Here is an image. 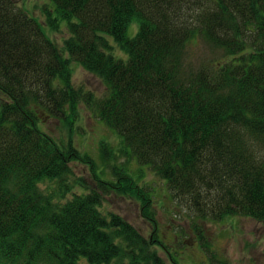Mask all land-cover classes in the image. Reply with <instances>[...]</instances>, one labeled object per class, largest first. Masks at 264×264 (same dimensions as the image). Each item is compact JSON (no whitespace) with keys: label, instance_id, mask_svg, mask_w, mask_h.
Instances as JSON below:
<instances>
[{"label":"trees","instance_id":"trees-1","mask_svg":"<svg viewBox=\"0 0 264 264\" xmlns=\"http://www.w3.org/2000/svg\"><path fill=\"white\" fill-rule=\"evenodd\" d=\"M49 1L39 22L17 0H0V264H178L175 253L159 255L155 233L150 240L99 208L102 193L131 195L154 232L147 190L124 170L115 182L100 178L71 140L40 129L41 114L72 126L81 99L193 218L263 221L264 0ZM60 22L61 47L45 33ZM108 36L126 58L109 53ZM196 36L221 48L222 62L185 67ZM72 61L102 80L98 100L70 85ZM75 159L95 187L72 191Z\"/></svg>","mask_w":264,"mask_h":264},{"label":"rangeland","instance_id":"rangeland-1","mask_svg":"<svg viewBox=\"0 0 264 264\" xmlns=\"http://www.w3.org/2000/svg\"><path fill=\"white\" fill-rule=\"evenodd\" d=\"M17 5L39 22L45 21L46 8L53 9V4L49 0H17ZM136 30L137 22L133 20L129 23L126 33L132 37ZM45 33L59 47L68 37L63 22H60L57 30L45 24ZM108 40L112 45L109 53L114 57L126 58V53L110 36ZM223 53L221 48L214 47L200 36H196L185 46L184 64L185 67L197 69L210 60L220 63L224 57ZM70 73V85L80 87L82 92H89L92 100H98L106 93L102 80L77 62H71ZM76 106L77 115L72 126L61 117L52 115L43 117L41 114L40 129L58 143L64 144L71 140L81 154H88L92 158L95 171L100 178L115 182L118 170L127 172L151 195L155 231L152 232L153 224L141 216L139 201L131 195L114 191L102 193L99 208L103 213L114 212L122 216L150 240L155 233L153 245L159 255L167 258V250H171L173 254L175 253L174 258L178 264H264V220L241 215L225 217L220 221H201L193 218L186 209L171 199L163 179L156 176L150 168L137 163L124 147L120 136L98 119L91 105L81 99ZM104 141L106 148L103 151L100 143ZM69 165L72 171L66 182L72 191H81L83 185L88 188L96 186V179L88 163L75 159ZM52 183L46 180L40 183V187L45 188ZM70 194L71 191L67 192L66 196ZM194 231L200 232L198 241L201 249L196 238L192 236ZM174 235L177 238L175 252L171 249L175 241Z\"/></svg>","mask_w":264,"mask_h":264},{"label":"flooded vegetation","instance_id":"flooded-vegetation-1","mask_svg":"<svg viewBox=\"0 0 264 264\" xmlns=\"http://www.w3.org/2000/svg\"><path fill=\"white\" fill-rule=\"evenodd\" d=\"M196 228H194V230H195ZM200 234V232H198L197 233V231H194V233L192 234V236H194L195 238H196V241H197V245L200 247V249L202 248V246H201V244L199 243V235ZM174 239H175V241H174V243L171 245V249L175 252V243L177 242V238H176V236L174 235V237H173ZM199 238V239H198ZM196 243V242H195ZM172 252V251H171Z\"/></svg>","mask_w":264,"mask_h":264}]
</instances>
